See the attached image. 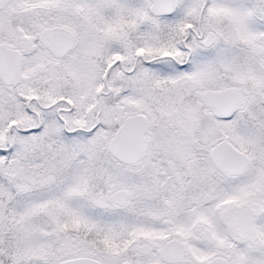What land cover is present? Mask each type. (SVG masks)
<instances>
[{
    "label": "snow or ice",
    "instance_id": "1",
    "mask_svg": "<svg viewBox=\"0 0 264 264\" xmlns=\"http://www.w3.org/2000/svg\"><path fill=\"white\" fill-rule=\"evenodd\" d=\"M0 264H264V0H0Z\"/></svg>",
    "mask_w": 264,
    "mask_h": 264
}]
</instances>
